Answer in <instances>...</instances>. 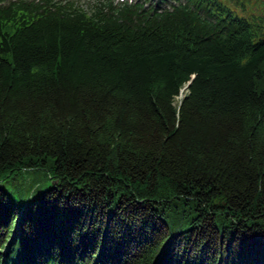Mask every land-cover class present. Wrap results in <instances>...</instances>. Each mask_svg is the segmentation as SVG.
Here are the masks:
<instances>
[{"label":"trees","instance_id":"1","mask_svg":"<svg viewBox=\"0 0 264 264\" xmlns=\"http://www.w3.org/2000/svg\"><path fill=\"white\" fill-rule=\"evenodd\" d=\"M0 264H264L252 0H0Z\"/></svg>","mask_w":264,"mask_h":264},{"label":"rangeland","instance_id":"2","mask_svg":"<svg viewBox=\"0 0 264 264\" xmlns=\"http://www.w3.org/2000/svg\"><path fill=\"white\" fill-rule=\"evenodd\" d=\"M87 1V0H82ZM255 11L264 13V0H252ZM52 184L47 172L43 169L21 170L12 178L4 182L6 190L18 203H27L34 198L39 199L42 192Z\"/></svg>","mask_w":264,"mask_h":264}]
</instances>
